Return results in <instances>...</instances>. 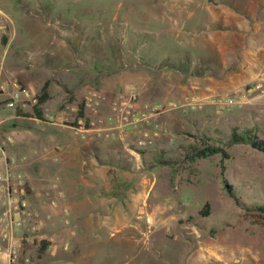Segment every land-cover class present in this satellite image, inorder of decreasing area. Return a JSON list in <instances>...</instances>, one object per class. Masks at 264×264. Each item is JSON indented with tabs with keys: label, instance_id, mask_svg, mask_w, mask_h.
<instances>
[{
	"label": "rangeland",
	"instance_id": "374dc122",
	"mask_svg": "<svg viewBox=\"0 0 264 264\" xmlns=\"http://www.w3.org/2000/svg\"><path fill=\"white\" fill-rule=\"evenodd\" d=\"M0 8L8 16L0 17V45L18 56L20 46L28 51V79H13L0 106L12 100L31 121L45 82L46 91L54 83L62 97L55 95L54 107L48 95L43 118L78 127L84 102L82 124L92 127L95 112L108 122L102 130L118 124L116 96L134 93L136 109L148 105V121L114 131L124 149L117 164L128 169L137 197L134 229L112 232L129 234L134 250L79 264H264V153L228 143L233 132L264 138V0H0ZM37 44L43 52H32ZM49 57V69L38 72L35 58ZM121 70L131 81L117 88L112 79ZM140 130H149L144 142ZM204 141L229 156L183 158L186 147ZM21 160L33 167L28 156ZM34 240L18 264L46 242Z\"/></svg>",
	"mask_w": 264,
	"mask_h": 264
},
{
	"label": "crops",
	"instance_id": "0c3cea01",
	"mask_svg": "<svg viewBox=\"0 0 264 264\" xmlns=\"http://www.w3.org/2000/svg\"><path fill=\"white\" fill-rule=\"evenodd\" d=\"M0 17L8 18L1 8ZM2 26L0 23V28ZM12 37L13 34L9 41ZM61 42L59 46L64 52L67 45ZM1 46L0 79L3 85L0 99L14 92L17 81L13 79H28L22 73V51L27 50L20 46L18 56L11 54L7 46ZM34 47L32 52L42 50L39 44ZM35 59L38 60L37 71L41 72L49 69L48 61L54 58ZM112 81V85L120 88V84L131 80L126 79L121 70L113 75ZM52 84L47 92L51 106L55 107V95H60L59 99L62 95L57 85ZM14 110L6 104L0 106V148L17 160L30 189L24 196V208H18L16 201L8 199L5 191H0V246L12 251L9 262L0 260V264H18L17 258L26 251L27 245L36 246L35 236L46 238L45 248L39 249L44 254L40 256L38 252L34 256L31 251L32 255L26 257L29 259L25 264H79L97 258L107 262L114 260L113 256L120 253V247L127 252L133 251L134 246L128 244L130 235L120 232L134 229L132 219L137 195L130 190L128 169L117 164L116 158L124 150L121 138L115 134L105 136L100 130L105 125L100 122H108L93 112L92 127L84 128L79 118V126L73 129L56 116L51 119L32 117L29 118L31 121L25 122ZM23 155L31 158L33 167L30 170L21 160ZM123 179L126 183L121 184ZM17 220L20 223L15 225ZM116 221L123 224H113ZM104 224L107 234L103 232ZM114 229L122 230L113 233ZM3 230L10 232L9 238H2ZM131 240L134 241V237ZM90 255L95 256L90 258Z\"/></svg>",
	"mask_w": 264,
	"mask_h": 264
},
{
	"label": "built area",
	"instance_id": "2783aa9c",
	"mask_svg": "<svg viewBox=\"0 0 264 264\" xmlns=\"http://www.w3.org/2000/svg\"><path fill=\"white\" fill-rule=\"evenodd\" d=\"M259 86L260 85H257V87ZM135 105L136 95L134 93H128L126 95L121 94L112 99L111 107L117 116L116 118L118 124L116 126H108L102 130L100 129L101 131L109 130L105 133V136L114 134L115 129H118L121 133H124L125 130L129 129L136 130L140 124L142 125L145 121L149 120L150 115L147 110L148 105H145L143 109H136ZM6 106L12 107L14 106V102L10 100L6 103ZM154 126L156 127V125ZM73 129H76V127H73ZM140 131L144 136L141 138L140 142H144V139H146V136L149 134V130ZM14 161L15 160L13 159L8 160L7 154L0 148V191H5L6 195H8V199H13V201H16L18 208H24L26 206V200L24 196L27 194V186L23 175L14 169ZM19 223L20 221L17 220L14 224L18 225ZM1 236L3 239H7L10 237V232L8 230H3ZM11 257L12 251L3 249L0 246V260L2 262L8 263Z\"/></svg>",
	"mask_w": 264,
	"mask_h": 264
},
{
	"label": "trees",
	"instance_id": "16d2710c",
	"mask_svg": "<svg viewBox=\"0 0 264 264\" xmlns=\"http://www.w3.org/2000/svg\"><path fill=\"white\" fill-rule=\"evenodd\" d=\"M47 82H45L44 86L42 87L40 93L37 96V104L33 108V113L37 119H43V113L41 108L39 107L48 97V92L46 91ZM78 112L77 117L82 118L84 117L83 109H84V102H80L77 105ZM229 144L234 143H247L250 144L253 148L261 151L264 153V138L259 137L255 133H251L250 131H246L244 133H237L233 132L230 136L228 141ZM215 154H220L222 158H227L229 155L223 147L213 145L207 142H203L199 146L190 145L183 150V158L185 160L193 161L198 158H205L208 156H212ZM264 210V208L262 209ZM46 242H44L41 247L40 251L45 248Z\"/></svg>",
	"mask_w": 264,
	"mask_h": 264
}]
</instances>
